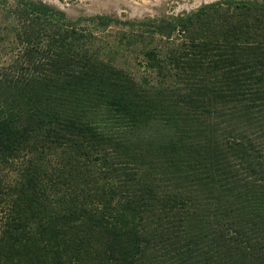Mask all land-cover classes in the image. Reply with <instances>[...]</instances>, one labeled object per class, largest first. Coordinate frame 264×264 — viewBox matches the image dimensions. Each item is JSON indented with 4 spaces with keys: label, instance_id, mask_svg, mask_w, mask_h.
<instances>
[{
    "label": "trees",
    "instance_id": "1",
    "mask_svg": "<svg viewBox=\"0 0 264 264\" xmlns=\"http://www.w3.org/2000/svg\"><path fill=\"white\" fill-rule=\"evenodd\" d=\"M234 9L215 32L157 63L184 86L167 100L95 62L74 29L44 50L32 43L0 73V168L18 172L0 179V264H264V143H214L188 126L229 115L264 120V3ZM27 10L39 21L61 16L42 4ZM152 126L165 132L157 153L171 175L217 186L205 214L178 194H158L135 167L151 150L130 133ZM229 158L257 190L233 194L211 182Z\"/></svg>",
    "mask_w": 264,
    "mask_h": 264
},
{
    "label": "rangeland",
    "instance_id": "2",
    "mask_svg": "<svg viewBox=\"0 0 264 264\" xmlns=\"http://www.w3.org/2000/svg\"><path fill=\"white\" fill-rule=\"evenodd\" d=\"M243 2L260 4L264 0H0V73L21 63L22 54L32 43L44 50L52 40L61 38L64 30L74 29L76 36L83 38V51L95 62L119 71L138 89L152 93L154 99L167 100L169 92L176 93L184 86L169 76L167 68L158 70L157 63L163 66L171 54L177 55L193 42L215 32L220 19L234 17L235 4ZM41 4L59 12L58 21L49 17L39 21L34 18L38 16L36 12L31 15L30 9L27 10L29 5L37 7ZM98 17H106L109 22L102 25ZM68 39L71 41L72 36ZM108 124L109 129L117 131L116 125ZM251 124L249 119L244 121L229 115L220 119L207 117L199 124L193 122L188 126L191 130H202L203 137L214 143L228 136H248L259 144L264 143V120L260 119L254 126ZM164 133L152 126L130 133L134 135L130 138L142 145L143 150L150 148L152 151L160 146ZM148 142L150 144L145 146ZM261 147L264 151V145ZM151 151L144 161H137L138 171L148 174L152 183L158 186V194H178L189 199L199 213L205 214L204 205L214 204L207 198L216 197L217 186L203 181L197 186L178 180L162 166L158 149ZM237 160L229 158L227 162L231 167L222 165L211 182L226 185L233 194L248 195L251 185L256 186L254 190L258 186L243 173ZM17 173L14 166L1 167L0 179L13 180ZM6 216L7 207L0 202V238L6 229Z\"/></svg>",
    "mask_w": 264,
    "mask_h": 264
}]
</instances>
